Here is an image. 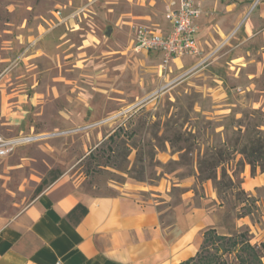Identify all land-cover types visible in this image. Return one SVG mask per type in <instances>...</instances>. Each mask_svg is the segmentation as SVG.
<instances>
[{
  "label": "rangeland",
  "instance_id": "374dc122",
  "mask_svg": "<svg viewBox=\"0 0 264 264\" xmlns=\"http://www.w3.org/2000/svg\"><path fill=\"white\" fill-rule=\"evenodd\" d=\"M167 2L0 0V136L30 138L0 157V216L61 179L96 195L127 184L193 190L197 203L209 185L218 225L191 264H240L249 243L264 257V186L246 184L264 169L243 154L264 136V0H198L202 54L166 65L132 44L141 26L168 32ZM13 89L34 104L6 126L5 109L25 103Z\"/></svg>",
  "mask_w": 264,
  "mask_h": 264
},
{
  "label": "crops",
  "instance_id": "0c3cea01",
  "mask_svg": "<svg viewBox=\"0 0 264 264\" xmlns=\"http://www.w3.org/2000/svg\"><path fill=\"white\" fill-rule=\"evenodd\" d=\"M54 16L60 20L58 13ZM64 24L73 26L70 17ZM26 28L24 23L16 33L20 43ZM5 32L1 49L6 51L13 49L15 39L12 30ZM199 38L200 32L201 44ZM5 60L0 56V63ZM11 93L25 103L16 111L5 109L3 124L19 126L33 98L23 89ZM246 184L250 191L263 187L264 173ZM176 186L188 188V183ZM172 191L127 184L118 194L96 195L74 182L57 180L15 217L0 216V264H186L201 252L206 232L217 229L219 209L209 185L200 203L193 190L179 195ZM80 204L87 214L70 219Z\"/></svg>",
  "mask_w": 264,
  "mask_h": 264
},
{
  "label": "built area",
  "instance_id": "2783aa9c",
  "mask_svg": "<svg viewBox=\"0 0 264 264\" xmlns=\"http://www.w3.org/2000/svg\"><path fill=\"white\" fill-rule=\"evenodd\" d=\"M202 13L198 0H168L165 19L169 31L161 33L141 26L136 30L132 45L137 52L163 54L166 65L176 58L199 56L202 49L197 36ZM2 77L0 74V81ZM14 141L0 136V157L14 150L18 145Z\"/></svg>",
  "mask_w": 264,
  "mask_h": 264
},
{
  "label": "trees",
  "instance_id": "16d2710c",
  "mask_svg": "<svg viewBox=\"0 0 264 264\" xmlns=\"http://www.w3.org/2000/svg\"><path fill=\"white\" fill-rule=\"evenodd\" d=\"M243 154L252 165H255L256 162H262V167L264 169V136L251 138L249 145L244 147ZM55 180H57V178ZM38 190L40 194L44 190L43 185ZM87 212V208L80 204L70 212L68 217L73 220H79L81 217L85 216ZM211 231L215 230H208L205 234L206 239L207 234ZM236 244L237 243H235L234 245ZM262 247H264V244L262 245ZM200 254L201 252L198 254L197 258L187 262L186 264H191V262H193L194 260L200 259ZM262 258L264 257L259 253L258 248L251 245L250 243L243 247V250L239 255L240 264H264L262 263Z\"/></svg>",
  "mask_w": 264,
  "mask_h": 264
},
{
  "label": "bare ground",
  "instance_id": "6f19581e",
  "mask_svg": "<svg viewBox=\"0 0 264 264\" xmlns=\"http://www.w3.org/2000/svg\"><path fill=\"white\" fill-rule=\"evenodd\" d=\"M35 139H36V137H35ZM27 140H30V138H28V139H17L14 142L17 143V144H19V143H21L23 141H27Z\"/></svg>",
  "mask_w": 264,
  "mask_h": 264
},
{
  "label": "water",
  "instance_id": "95a60500",
  "mask_svg": "<svg viewBox=\"0 0 264 264\" xmlns=\"http://www.w3.org/2000/svg\"><path fill=\"white\" fill-rule=\"evenodd\" d=\"M41 138V137H40Z\"/></svg>",
  "mask_w": 264,
  "mask_h": 264
}]
</instances>
